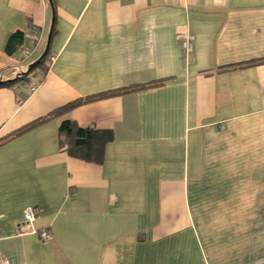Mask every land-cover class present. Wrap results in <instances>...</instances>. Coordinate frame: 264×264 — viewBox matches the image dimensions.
I'll list each match as a JSON object with an SVG mask.
<instances>
[{
	"label": "crops",
	"instance_id": "0c3cea01",
	"mask_svg": "<svg viewBox=\"0 0 264 264\" xmlns=\"http://www.w3.org/2000/svg\"><path fill=\"white\" fill-rule=\"evenodd\" d=\"M65 121L112 132L101 162L60 149ZM0 255L264 264V0H0Z\"/></svg>",
	"mask_w": 264,
	"mask_h": 264
},
{
	"label": "trees",
	"instance_id": "16d2710c",
	"mask_svg": "<svg viewBox=\"0 0 264 264\" xmlns=\"http://www.w3.org/2000/svg\"><path fill=\"white\" fill-rule=\"evenodd\" d=\"M21 38H22V33L20 32L13 33L8 40L7 48L10 49L15 43L20 42ZM42 61L39 64H41ZM26 76L27 74L18 75L17 80L22 81L25 79ZM158 84H160L159 81L156 83H153L152 85L135 87L134 90L144 89L150 86H156ZM120 92H123V90L111 91L110 93H106V94H103L97 97H91V98H86L85 100H77V101L71 102L53 111L48 116L40 118L39 120L28 124L26 127L21 129V131L17 133H21L23 130L30 129L34 125L44 122L48 118L58 116L62 113H65L79 106L80 104L84 102H89V101L99 99V98H105L107 96L117 95ZM112 139H113V134L109 130L102 131V130H95L93 128H88V127H80L71 121H65L59 127V147L60 149L64 151L65 153H67V155L73 158L81 159L87 162H95V163L101 162L103 150L105 146L109 142L112 141Z\"/></svg>",
	"mask_w": 264,
	"mask_h": 264
},
{
	"label": "built area",
	"instance_id": "2783aa9c",
	"mask_svg": "<svg viewBox=\"0 0 264 264\" xmlns=\"http://www.w3.org/2000/svg\"><path fill=\"white\" fill-rule=\"evenodd\" d=\"M26 38L29 41V46L24 47L19 51L18 59L24 60L28 58L32 54L33 49L35 48L36 44L38 43V34L37 32L31 31L26 34ZM180 46L183 52V57H188L193 49V36L190 34H186L179 39ZM54 58L50 57V61H53ZM38 87V83H33L28 86L29 92H34ZM23 221L27 224L32 226L36 220L37 214L36 209L34 207H27L23 212ZM34 231V230H33ZM40 238L42 241L46 242L50 240V235L47 234L45 231L40 232ZM0 264H9L1 255H0Z\"/></svg>",
	"mask_w": 264,
	"mask_h": 264
},
{
	"label": "water",
	"instance_id": "95a60500",
	"mask_svg": "<svg viewBox=\"0 0 264 264\" xmlns=\"http://www.w3.org/2000/svg\"><path fill=\"white\" fill-rule=\"evenodd\" d=\"M53 22H54V14H52V20H51V30L53 28ZM50 30V31H51ZM51 37V32L48 35V40H47V45L45 47L44 52L42 53V55L39 57V59H37L35 62H33L27 69L26 73L30 72V70H32L33 68H35L36 66H38V64L46 57L48 49H49V40Z\"/></svg>",
	"mask_w": 264,
	"mask_h": 264
},
{
	"label": "rangeland",
	"instance_id": "374dc122",
	"mask_svg": "<svg viewBox=\"0 0 264 264\" xmlns=\"http://www.w3.org/2000/svg\"><path fill=\"white\" fill-rule=\"evenodd\" d=\"M32 73H30L29 75H31Z\"/></svg>",
	"mask_w": 264,
	"mask_h": 264
}]
</instances>
